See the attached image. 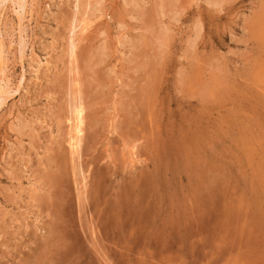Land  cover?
I'll return each mask as SVG.
<instances>
[{
    "label": "rangeland",
    "instance_id": "obj_1",
    "mask_svg": "<svg viewBox=\"0 0 264 264\" xmlns=\"http://www.w3.org/2000/svg\"><path fill=\"white\" fill-rule=\"evenodd\" d=\"M9 7L0 264H264V0H27L21 28Z\"/></svg>",
    "mask_w": 264,
    "mask_h": 264
},
{
    "label": "bare ground",
    "instance_id": "obj_2",
    "mask_svg": "<svg viewBox=\"0 0 264 264\" xmlns=\"http://www.w3.org/2000/svg\"><path fill=\"white\" fill-rule=\"evenodd\" d=\"M79 1V0H78ZM209 1V0H208ZM79 3V2H78ZM210 3V2H208ZM213 3V2H211ZM214 4H217V3H213ZM10 5L12 11H13V14L16 16L17 18V21L19 23V27L21 28L22 27V23L25 21L26 19V14L28 13L27 12V0H1V3H0V17H2V15L4 14V11L5 9L7 8V6ZM79 6L76 5V8ZM81 6V5H80ZM9 7V8H10ZM81 8V7H80ZM79 8V9H80ZM78 9V8H77ZM76 9V10H77ZM78 12V11H77ZM79 13V12H78ZM3 18V17H2ZM85 22V21H84ZM86 23V22H85ZM1 25V24H0ZM88 25V24H87ZM86 25V26H87ZM75 27V26H74ZM78 27V26H77ZM83 27V26H82ZM79 28V27H78ZM81 29V28H80ZM86 28L84 27L83 30H85ZM77 30V29H76ZM81 30V31H83ZM78 31V30H77ZM23 32V31H22ZM21 34V30L19 32ZM80 33V32H79ZM166 33V32H165ZM164 33V34H165ZM74 34V33H73ZM76 34V33H75ZM19 36V35H18ZM144 36V35H143ZM12 40V39H11ZM20 40L19 41V54L21 56V61H22V66L24 67V58H25V44L23 42V36L22 34L20 35ZM71 40H73L71 38ZM11 42H14V41H11ZM137 42V41H136ZM11 45L13 43H10ZM13 47V46H12ZM0 48H1V53H2V59H4V48L5 46L0 42ZM71 55L74 56V53H75V45L72 44V47H71V51H70ZM1 64V63H0ZM9 65V64H8ZM48 65V64H47ZM38 71V70H37ZM36 71V72H37ZM9 67L5 65H2V68H1V80H0V108L3 104L6 103V101L9 99V97L12 95V92H13V88H12V81L10 79L11 75L9 73ZM22 78V76H21ZM24 79V76L22 78V81ZM21 82V81H19ZM19 86V85H18ZM20 87V86H19ZM17 89V88H16ZM20 88H18L19 90ZM70 89V88H69ZM77 89V88H76ZM70 91V90H69ZM77 94L76 92H74V90L69 93V102H68V110H67V113H65V121H66V124H67V130H68V133H67V143H68V146H69V149H70V154H71V157L70 159L72 158V161L70 163L73 162V165L74 166V170H75V174H76V177L78 178L76 180L77 182V188H78V198H79V201L80 202H84L88 199V196H87V193H86V190L89 191V181H88V175H87V172L84 170L83 168V153H84V145L86 144L87 142V127H88V117L85 113V109L83 107V103L81 102L82 101V98H79L77 97ZM14 95V94H13ZM81 96V95H80ZM12 97V96H11ZM89 115V114H88ZM91 124V123H90ZM23 126V125H22ZM89 139V138H88ZM91 141V140H89ZM89 144V142L87 143ZM136 144V143H135ZM88 146V145H87ZM133 146V147H132ZM131 147V150H130V153L128 154L130 156V163L132 165H135V164H138L140 163V159H139V155H138V151H137V146H135L134 144L132 145ZM89 149V148H88ZM68 150V149H67ZM69 151V150H68ZM87 151V150H86ZM87 153V152H85ZM68 159V158H67ZM86 163V162H85ZM70 165V164H69ZM91 165V164H90ZM68 167V166H67ZM65 168V167H64ZM73 170V168H71ZM69 170V169H68ZM72 172V171H71ZM70 172V173H71ZM75 174H73L72 172V175L74 176ZM68 176V175H67ZM65 177V176H64ZM69 177V176H68ZM48 178V177H47ZM54 179V178H53ZM75 179V178H74ZM56 180V179H55ZM59 180V179H58ZM52 181V180H51ZM52 183V182H51ZM64 184V183H63ZM94 186V184H93ZM92 186V187H93ZM99 189H100V184H96L93 188L94 190V194H96L97 192H99ZM77 190V189H76ZM92 190V191H93ZM92 194V192H91ZM98 194V193H97ZM96 194V196H97ZM92 196V195H91ZM99 197V196H98ZM77 198V199H78ZM79 203V202H78ZM84 204V203H83ZM65 205V204H64ZM80 205V204H79ZM64 207V206H63ZM75 207V206H74ZM85 207V206H84ZM68 208V207H67ZM63 215V214H62ZM93 232V231H92ZM91 232V233H92ZM94 234V233H93ZM96 238V237H95ZM95 238L92 237L93 240H95ZM96 241V240H95ZM91 242V245L94 246L100 254L101 250H100V246L98 247V243L96 241ZM81 247V246H80Z\"/></svg>",
    "mask_w": 264,
    "mask_h": 264
}]
</instances>
